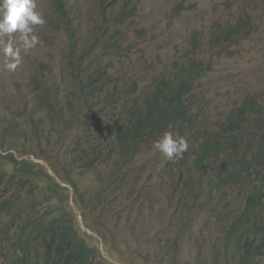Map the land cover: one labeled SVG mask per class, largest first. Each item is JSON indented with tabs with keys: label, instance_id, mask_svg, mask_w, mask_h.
<instances>
[{
	"label": "rangeland",
	"instance_id": "1",
	"mask_svg": "<svg viewBox=\"0 0 264 264\" xmlns=\"http://www.w3.org/2000/svg\"><path fill=\"white\" fill-rule=\"evenodd\" d=\"M107 1L102 7L101 0H65V22L50 0H36L46 21L34 27L40 42L22 51V63L14 72L3 68L0 41V154L33 160L58 178L53 165L65 173L70 154L82 155L76 135L83 118L85 149L88 132L114 135L126 108L135 99L141 102L158 78L191 57L201 63L209 59L213 67L193 92L192 121L172 131L188 141L182 158L169 161L154 151L157 138L130 161L122 172L124 180L116 184L113 161L82 174L70 169L83 193L81 203L75 202L71 187L66 194L78 214L81 234L100 249L102 264H238L223 249L224 234L253 184L246 179L230 187L237 188L235 195L209 194L216 171L197 168L195 147L204 133L235 114L246 97L255 96L264 106V0ZM242 17L254 25L248 38L225 49L212 43L218 25ZM15 37L18 43L16 33L5 36L4 42ZM68 109L79 116L76 127L55 121L56 112ZM256 139H247L250 146H243L246 158L264 144L262 132H256ZM45 194L63 198L52 189ZM43 210L30 212L39 215ZM9 223L8 215H0V264H6L13 248L2 231ZM259 264H264V256Z\"/></svg>",
	"mask_w": 264,
	"mask_h": 264
},
{
	"label": "trees",
	"instance_id": "2",
	"mask_svg": "<svg viewBox=\"0 0 264 264\" xmlns=\"http://www.w3.org/2000/svg\"><path fill=\"white\" fill-rule=\"evenodd\" d=\"M52 9L67 22L65 0H50ZM101 0L100 6L108 5ZM253 23L248 18H241L237 23L218 25L213 31L212 43L225 49L228 45L246 39L254 31ZM71 25H66L70 32ZM193 41H197L194 37ZM194 57L177 65L168 76L158 78L150 93L141 102L136 99L126 108L120 128L115 131L118 147L116 154L122 163H129L136 158L145 143H152L170 129L177 132V124L192 121V96L196 83L211 67L212 61L204 63L193 61ZM264 106L255 96L246 97L221 126L208 130L199 147L194 162L201 171H209L217 155L226 149H236L240 140L255 141L256 132L264 135ZM65 122L73 127L76 116L71 115ZM182 134V133H180ZM260 142V141H259ZM264 146L263 143L260 142ZM100 161L108 157L105 151L97 152ZM7 161V167H0V208L10 217V223L2 231L12 240L11 255L6 264H102V255L98 247L91 245L76 225L74 217L64 203H55L48 195L36 206L19 194L27 185L44 177L39 164L29 160H19L14 154L1 155ZM236 170H228L229 163L223 161L218 178L212 176L208 193L222 197L225 193L235 195L237 188L226 185L243 178H250L245 183H252L251 192L247 195L241 211L232 219L225 230L223 249L232 253L238 264H259L264 256V167L257 169L255 164H264V148L250 160H239ZM53 170L65 182L73 183L59 168ZM84 168V165L82 166ZM257 169L256 173L243 175L244 171ZM52 178L50 175H48ZM204 195V194H202ZM197 199H200L198 196ZM55 203L56 208L52 205ZM41 214L31 213L39 210ZM87 219V217H84Z\"/></svg>",
	"mask_w": 264,
	"mask_h": 264
},
{
	"label": "clouds",
	"instance_id": "3",
	"mask_svg": "<svg viewBox=\"0 0 264 264\" xmlns=\"http://www.w3.org/2000/svg\"><path fill=\"white\" fill-rule=\"evenodd\" d=\"M51 4V3H50ZM52 7V6H51ZM120 15L125 14V12L119 13ZM118 19V16H117ZM44 14L41 11H37V3L36 0H0V41H2V56H3V68L8 72H14L18 66L22 63V51L27 52L30 49H33L37 46L40 42L38 35L34 31V27L37 25H44L45 24ZM16 33L18 34V43H14V40H9L7 43L4 42L5 36H10L11 34ZM17 36V35H16ZM213 67H211L206 71H210ZM200 79L198 80V82ZM196 83V86L198 84ZM38 83V82H37ZM43 89V87H42ZM84 101V98H83ZM91 113H87V117ZM71 115H75L73 111L68 109L65 114H60L58 112L55 113V121L58 125L64 127H72L69 122H65ZM76 116V124L73 127L77 126L79 121V116ZM77 135H76V142L78 147H82V155L75 154V151L70 154V160L68 161V167L65 169V174L68 176L69 179L73 183H67L64 179L58 175V178L54 177L50 174L44 167H42L39 163L27 159L22 158L15 155L19 160H29L39 164L38 169L43 171L44 177L35 181L30 182L26 189L22 190L19 194L23 197L27 198V200L31 202L37 203L40 206L42 201L47 197L45 192L47 189H52L58 191L62 195V199L58 200V198L53 197L55 203H64L67 205L69 212L75 216H77L76 225L79 227V217L76 213L75 209L71 204L70 197L66 194L68 192V188L71 187L76 195L75 202L81 203L82 200V191L79 188V184L77 181L76 175L70 172V169L73 171H77L79 174L84 173V171L96 170L97 165L102 163H109L113 161V169L111 172V177H113V184H116L118 179L124 180L122 175L123 169L130 163H125L118 168V165L121 162L118 160V155L116 154L118 147L115 141V136L111 135L108 137H97L93 133L88 132V136L86 135V148L84 149V118L82 119V123L77 126ZM109 137H112V142H108ZM148 143H145L142 148L140 149L139 153L146 146ZM247 144L248 147L250 146V142L247 139H242L239 142V145L236 149L229 148L224 151H221L215 160L211 163V168L209 169L211 172L216 171L213 177L215 179L218 178L217 171L219 170L223 161L229 163L227 166L228 170H236L239 167L237 163L239 160H250L253 157L257 156L260 153V148L264 146L259 143L256 150H253L250 158H246L247 151L242 150L243 146ZM188 141L182 137L175 135L172 131H165L162 136L152 143V148L154 151L160 152L167 160L174 161L178 160L183 157V154L188 150ZM106 147V149H103ZM116 148L115 152H112L113 148ZM248 149V148H247ZM105 151L107 153V159L105 161H100L97 152ZM10 154V153H8ZM6 154V155H8ZM4 155V154H1ZM139 155V154H138ZM137 158V157H136ZM135 159V158H134ZM221 159V160H220ZM1 166L0 167H7L8 163L2 157H0ZM220 160V161H219ZM79 163L76 166V163ZM219 163L218 166L215 167L216 163ZM84 165V168L82 166ZM57 166V165H55ZM257 169H261L264 167V164L258 165L255 164ZM57 168H59L57 166ZM257 169H252L250 171H244L243 175H248L250 173H256ZM60 170L61 174L63 170ZM261 171V170H260ZM262 172V171H261ZM263 173V172H262ZM264 174V173H263ZM50 175L52 178H50ZM242 177V178H241ZM240 180H236L231 182L230 184L226 185L228 187H236L238 184L242 183L246 179L250 178H243L240 176ZM36 188H43V192H38ZM104 194H102V203L104 204ZM4 211L0 208V215H4ZM85 220V219H84ZM12 246L11 238L8 239ZM92 245V244H91ZM13 247V246H12ZM100 250V249H99ZM101 253V251H100ZM102 255V254H101ZM104 259L102 258V261Z\"/></svg>",
	"mask_w": 264,
	"mask_h": 264
}]
</instances>
